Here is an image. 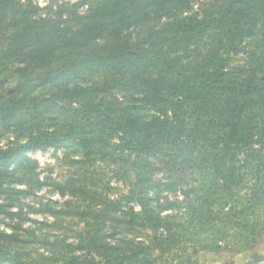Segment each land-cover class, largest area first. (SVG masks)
Here are the masks:
<instances>
[{
  "label": "trees",
  "instance_id": "obj_1",
  "mask_svg": "<svg viewBox=\"0 0 264 264\" xmlns=\"http://www.w3.org/2000/svg\"><path fill=\"white\" fill-rule=\"evenodd\" d=\"M194 1L198 0H104L94 13L82 17L83 26L71 33L47 29L43 20L34 17L38 8L30 1H1L4 10L20 12L22 20L12 33L5 57L23 64L19 71L26 82L32 69L49 67V73L38 85L48 86L50 90L51 96L43 98L44 106L48 111L62 112L69 120L66 119L63 128L40 132L23 143L0 146V196L12 197L14 191L6 186L7 182L33 181L8 173L15 162L29 177L34 167L27 155L72 143L82 148L86 158H92L98 144L117 136L124 142L125 150L147 155L167 144L189 149L188 163L205 168L209 173L215 172L206 184L204 202L198 206L200 208L193 207L192 214L205 222L210 219L209 224L217 221L212 189L220 185L227 194L222 208H228L230 194L243 183L239 177L242 166H250L256 159L263 160L264 51L261 56L252 53L254 71H240L235 77L228 74L230 61L222 51L226 46L234 49L247 38L255 37L261 22L264 48V0H233L225 11L215 15L201 17L196 12L178 15L190 12ZM163 18L167 19L166 23L158 30L151 27L153 21ZM104 38H107L106 45L99 47L96 43ZM206 39L210 40L209 49L207 47L203 53L197 48V55L188 60L187 54L202 42L206 43ZM94 77L103 80L89 84ZM21 87L26 89L28 85ZM114 92L123 93L126 98L131 95L134 100L116 102L106 98ZM94 96L98 100L95 101ZM80 98L82 101H78ZM28 101L29 98L15 89L9 99L0 104L3 112H0V121L6 116L4 110L11 114ZM75 101L79 106H74ZM36 108L35 113L29 112L33 117L30 119L33 123L29 124L31 134L42 119L38 111L40 105ZM182 108L187 109V119L175 117V112ZM149 113L151 119L147 118ZM167 121L174 123L168 125ZM182 121H188V125ZM242 155L247 161L243 165L240 164ZM149 167L137 173L125 195V199L140 210L132 206L128 220L122 217L119 224L130 231L145 228L155 235L148 242L143 240L127 248L112 244L103 226L116 222L117 218L106 209L95 218L88 239L89 252H94L101 264H155L154 252L161 256L168 252L166 239L160 233L163 231L169 233L170 242L176 243L178 231L172 229L167 218L156 213V199L150 195L155 186L154 169L152 165ZM171 183H165L166 187L168 191H175L178 184ZM41 186L43 183L39 184ZM56 187L63 195L66 193L61 184ZM261 203L264 205L263 201ZM109 205L117 209L120 202L113 200ZM181 208L182 204L170 200L165 207L167 212ZM230 210L226 215L231 220ZM19 241V235L0 231V264H26L19 253H13L6 245ZM86 264L97 263L92 258Z\"/></svg>",
  "mask_w": 264,
  "mask_h": 264
},
{
  "label": "rangeland",
  "instance_id": "obj_2",
  "mask_svg": "<svg viewBox=\"0 0 264 264\" xmlns=\"http://www.w3.org/2000/svg\"><path fill=\"white\" fill-rule=\"evenodd\" d=\"M1 1L0 104L7 101L15 89L30 99L25 106H19L11 114L4 110L6 116L0 121V146L5 148L23 143L40 132L63 128L68 116H63L59 111H48L44 106L43 98L51 96L50 90L48 86L38 85L42 77L49 73V67L32 69L29 72L31 77L26 82L19 71L23 64L5 57L12 33L22 20L20 12L4 10ZM27 1L38 8L34 17L43 20L47 29L71 33L78 31L83 26L82 17L94 13L104 0H22L23 3ZM232 1H194L190 4V12L178 15L194 12L201 17L215 15L225 11ZM166 20L153 21L151 27L158 30ZM261 27L262 22L255 37L247 38L234 49L226 46L222 51L223 56L230 61L227 71L231 77L237 76L240 71L247 73L255 70L251 66V55L255 52L261 56L264 51ZM205 41L187 54L188 60L197 55V48H201L203 53L207 47L209 49L207 44L210 40ZM106 42L107 38H104L96 44L103 47ZM102 80L94 77L89 84H99ZM22 84L28 87L20 88ZM106 96L116 102L134 100L131 95L126 98L120 92ZM94 100H98V97L94 96ZM78 101H82L81 98ZM37 105H40L41 124L31 134L29 126L33 123L30 121L33 117L29 112L35 113ZM74 106H79V102L75 101ZM186 112L187 109L182 108L175 112V117L187 119ZM151 115L147 114V118L151 119ZM51 116L62 119L53 120ZM173 123L170 121L168 125ZM182 123L188 125V121ZM123 145L124 142L114 136L108 142L98 144L92 158H86L82 148L72 143L59 149L31 153L27 157L34 169L29 177L23 169L19 170L15 162L12 163L8 173L32 178L33 181L25 184L7 182L6 186L13 189L14 193L10 198L0 196V231L19 235L21 240L15 244L7 243V247L13 253H19L26 264H86L92 258L101 264L100 258L94 252H89L88 239L93 232L95 218L104 214L106 209H110L113 217L117 218L116 222H107L103 226L112 244L127 248L143 240L150 241L151 236L155 235L151 230L140 228L130 231L127 226H120L119 221L123 218L128 220L132 206L140 210L139 206L125 199V195L129 193L137 173L148 170L152 165L155 186L150 195L156 199V213L167 218L172 229L178 231L176 243L170 242L169 233L160 232L167 241L164 244L168 252L164 256L154 252V259H157L155 264H264V205L261 203L264 202V149L263 160L256 159L250 166L243 165L247 161L244 155L241 156L240 164L243 166L239 177L243 183L230 194V204L226 205L228 208H222L225 203L222 200L226 199L227 194L223 193L220 185L212 189L215 192L211 196L217 221L209 224L210 219L205 222L203 218H196L192 210L193 207L200 208L198 206L204 202L207 195L205 187L212 180L214 171L209 173L205 168L188 163L190 150L183 145L167 144L152 155L125 150ZM171 182L178 184L175 191H168L166 187L165 183ZM40 183L43 186L39 187ZM56 184L64 187V195ZM113 200L120 202L117 209L108 207ZM168 200L179 202L182 208L167 212L165 207ZM229 208L231 220L226 215Z\"/></svg>",
  "mask_w": 264,
  "mask_h": 264
}]
</instances>
